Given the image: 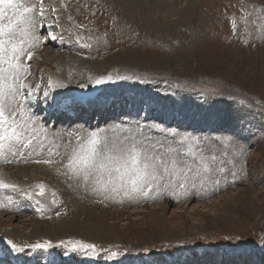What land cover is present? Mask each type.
Here are the masks:
<instances>
[{"label":"rangeland","instance_id":"rangeland-1","mask_svg":"<svg viewBox=\"0 0 264 264\" xmlns=\"http://www.w3.org/2000/svg\"><path fill=\"white\" fill-rule=\"evenodd\" d=\"M116 5L43 0L40 43L33 59L23 58L30 70L25 83L39 86L26 103L37 128L42 123L46 130L39 139L46 147L49 141L65 145L69 133L81 129L121 137L127 133L113 126L123 121L130 128L143 125L153 141L199 137L205 154L224 160L228 171L219 177L218 191L206 185L208 194L184 195L177 187L157 199L120 202L85 191L88 197L78 190L90 187L82 180L36 163L49 158L46 150L37 148L27 163L9 156L12 162H3L0 173L22 189L6 197L0 189V200H13L0 207V237L18 245L49 240L54 247L18 254L0 239V264H264V0H137L132 13ZM108 76L110 82L94 83ZM81 96L89 109L74 104L70 118H54L53 110L65 106H50L52 98ZM156 124L178 135L158 131ZM61 127L66 134H56ZM225 135L245 146L244 155L222 142ZM30 150L24 149L25 157ZM39 181L50 184L40 200L29 188ZM61 221L73 225L62 230ZM68 240L105 251L85 256L60 244ZM111 252L118 255L108 259Z\"/></svg>","mask_w":264,"mask_h":264},{"label":"snow or ice","instance_id":"snow-or-ice-1","mask_svg":"<svg viewBox=\"0 0 264 264\" xmlns=\"http://www.w3.org/2000/svg\"><path fill=\"white\" fill-rule=\"evenodd\" d=\"M44 16L43 0H38V3H29L28 0H0V162H12L8 159L9 156L14 159L24 158L27 162L36 154L37 148L46 150L49 158L37 159L36 163L59 166L66 175L82 180L104 199L114 200L120 197V202L123 199H157L166 192L174 193L177 187L183 190L184 195L190 194L192 190H196L197 195L202 191L208 194L204 191L208 183H212L213 190L218 191L221 182L219 177L228 169L224 166V160L217 155L205 154L200 147L202 141L199 137L183 135L171 144L153 141L144 135L143 125L130 128L122 121L121 124L113 126L127 133L121 137L109 136L105 129H81L79 132L69 133L68 144L53 146L49 141L47 147L45 146L38 137V118L31 115L25 107L27 101L33 98L34 92L39 91V86L33 89L25 83L30 70L23 63V58L31 60L34 57L33 50L40 43L36 29L38 21L44 19ZM233 29H236L235 23ZM83 46L90 47L88 44ZM124 78L126 77H121ZM89 79L93 80L92 77ZM111 80V76L97 77L94 78V83L101 85ZM49 84L51 85V80ZM49 97L50 93L45 89V101H49ZM87 102V98L83 96L62 102L52 98L50 106H70ZM154 127L172 137L178 135L176 129H166L161 124ZM39 131L46 132L42 125ZM73 136L74 144L71 142ZM222 142L232 145L236 149V156L244 155L245 146L238 144L235 137L225 135ZM61 147L64 149L63 153L59 150ZM24 149H31L27 157ZM231 174L236 176L235 171ZM16 187L0 178V189ZM37 187L39 195L43 196L44 185L41 183ZM28 195L31 198V194ZM6 199L7 204L0 200V207L12 205V198ZM0 239H5L10 252L18 254L25 253L26 249L54 247L49 240L18 245L11 239ZM65 243L73 251L89 257H97L105 251L103 248L98 249L93 243L60 241V244ZM64 255H68V252L65 251ZM117 255V252H111L107 258L112 259ZM49 264H55V261H50Z\"/></svg>","mask_w":264,"mask_h":264},{"label":"bare ground","instance_id":"bare-ground-1","mask_svg":"<svg viewBox=\"0 0 264 264\" xmlns=\"http://www.w3.org/2000/svg\"><path fill=\"white\" fill-rule=\"evenodd\" d=\"M113 2H115V3H117V5H118V2H119V5H120V7H123L124 8V10H127V11H130L131 13H132V11H134V9H136L137 8V0H113ZM116 5V6H117ZM135 12V11H134ZM134 14V13H133ZM88 106V105H87ZM25 107H26V105H25ZM27 109H28V106L26 107ZM90 108V105L88 106V109ZM100 108V107H99ZM107 108V106H105V107H103L102 106V109H106ZM102 109H100V110H102ZM40 118V117H39ZM40 125H42V123L40 124ZM64 128V127H63ZM62 127H61V129L62 130H60L59 132H56V134L57 133H59V134H61V133H65L66 134V129L64 128L63 129ZM47 131H50L49 129H47ZM41 131H39V127H38V133H40ZM58 134V135H59ZM68 135V134H67ZM163 141V140H162ZM4 176H3V174L2 173H0V178H2V179H4L3 178ZM6 183H9V182H6ZM16 189L17 190H19V189H22L20 186H17L16 187ZM16 189H12V188H6L5 190H4V192H5V197L8 195V194H10V193H12V192H14V190H16ZM33 191L32 192H34L35 193V195H36V192H35V190L34 189H32ZM77 190V189H76ZM78 190L80 191V192H84L85 193V191H88V192H91L92 190H91V187H86V188H78ZM73 191H74V189H73ZM29 192V191H28ZM74 194V193H73ZM85 195H87L88 196V193H85ZM47 196V195H46ZM46 196H42L43 197V199H45V197ZM38 197V196H37ZM36 197V198H37ZM41 196H39L37 199H39V198H42ZM89 197V196H88ZM91 198V197H90ZM5 199V198H4ZM40 200V199H39ZM8 208V207H7ZM30 212V211H29ZM66 221V220H65ZM58 224H59V227H62V228H66V229H62V230H68L69 228H71L72 226L71 225H73V224H71L69 221H68V223H65L64 221L62 222H58ZM57 224V225H58ZM88 226V225H87ZM38 228V227H37ZM85 229H86V227H84ZM82 229V228H81ZM84 230V229H83Z\"/></svg>","mask_w":264,"mask_h":264},{"label":"water","instance_id":"water-1","mask_svg":"<svg viewBox=\"0 0 264 264\" xmlns=\"http://www.w3.org/2000/svg\"><path fill=\"white\" fill-rule=\"evenodd\" d=\"M43 184L44 185V189H45V192H44V195L43 196H46L47 194H48V192H49V189H50V186H49V184L48 183H45V182H38V183H34V184H32L31 186H30V188L31 189H37L38 191H37V195L38 196H41V195H39V188L37 187V185H39V184ZM42 197V196H41Z\"/></svg>","mask_w":264,"mask_h":264}]
</instances>
